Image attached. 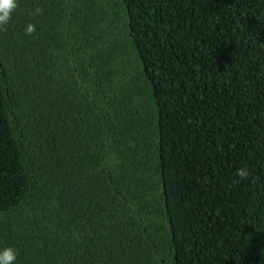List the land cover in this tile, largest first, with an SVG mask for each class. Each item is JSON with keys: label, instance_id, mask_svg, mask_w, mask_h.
<instances>
[{"label": "trees", "instance_id": "1", "mask_svg": "<svg viewBox=\"0 0 264 264\" xmlns=\"http://www.w3.org/2000/svg\"><path fill=\"white\" fill-rule=\"evenodd\" d=\"M5 246L16 264H264V0H17Z\"/></svg>", "mask_w": 264, "mask_h": 264}, {"label": "clouds", "instance_id": "2", "mask_svg": "<svg viewBox=\"0 0 264 264\" xmlns=\"http://www.w3.org/2000/svg\"><path fill=\"white\" fill-rule=\"evenodd\" d=\"M17 6V0H0V26L7 24L11 19V13ZM34 27L29 24L26 28V35L34 32ZM249 172L246 168H239L236 172L237 180L234 182L245 181L248 179ZM18 252L11 246L0 247V264H16Z\"/></svg>", "mask_w": 264, "mask_h": 264}]
</instances>
